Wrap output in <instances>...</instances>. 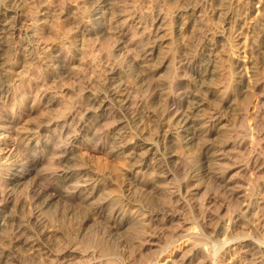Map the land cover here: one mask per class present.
<instances>
[{
  "label": "bare ground",
  "instance_id": "1",
  "mask_svg": "<svg viewBox=\"0 0 264 264\" xmlns=\"http://www.w3.org/2000/svg\"><path fill=\"white\" fill-rule=\"evenodd\" d=\"M247 1L250 25L260 26L264 0ZM56 2L66 3L67 11L58 25ZM72 2L0 0V264H118L78 247L99 222L107 226L104 240L114 243L116 254L127 251L115 234L137 227L145 231L138 237L140 257L151 246L158 249L154 259L132 255L122 264H264V185L252 199L229 174L218 173L232 149L252 151L253 157L241 155L252 157L246 156V175L264 172L256 156L264 145V131L256 129L264 120V86L258 81L264 72L247 57L243 42L242 55L231 56L221 78L218 49L227 38L204 33L205 8L224 0H196L192 14L198 25L183 48L167 38L164 13L153 34L148 32V13L138 10L137 0ZM77 35L104 47L101 54L94 50L101 63L75 46ZM129 47L137 51L133 64L124 57ZM236 94L251 95L243 111L251 123L242 141H224L229 129H239L227 124L228 113L238 108ZM196 146L203 149L204 176L217 187L213 192L237 204L231 211L220 204V194L206 199L205 192L206 200L202 196L204 202L193 205L198 227L179 210L186 211L203 186L187 169L182 172L190 179L179 183L177 176L172 182L187 164L181 150ZM112 161L118 166H108ZM195 173L202 176L200 169ZM210 233L215 245L198 243Z\"/></svg>",
  "mask_w": 264,
  "mask_h": 264
},
{
  "label": "rangeland",
  "instance_id": "2",
  "mask_svg": "<svg viewBox=\"0 0 264 264\" xmlns=\"http://www.w3.org/2000/svg\"><path fill=\"white\" fill-rule=\"evenodd\" d=\"M74 1H76V0H73V2L72 3H74ZM138 1V5L137 6H139V8H138V10H140V12H144L143 14H147L148 16H149V18L147 19V21H146V24H147V28H148V32L150 33V34H153V30H154V27H155V24H156V21H157V18H158V16H159V13H164L167 17V20H166V25H165V27H166V33H167V38L168 39H172L174 42H175V44H176V46H178L179 48H183L188 42H190V41H192L193 40V37H194V35H193V33H194V31H195V27H196V25H198V21L196 22V17L195 16H193V14H192V10H193V8L195 7V5H196V0H137ZM175 2V3H174ZM171 3H173L174 4V6H172V4ZM59 4H60V6H59ZM219 4V2H215L214 4L212 3V5L213 6H210L211 4H209V5H207V7L205 8V15L207 16L206 17V19L208 20V22H206V27H205V34H207L209 31H210V33H208V34H210V35H217V34H219V33H222V34H224V36L227 38V41H225L223 44H221L220 45V47H219V49H218V52H219V54H220V61L222 62H220V64H219V67H220V74H221V78L223 77V79L225 78V76H227V68L229 69V67H230V58H231V56H235V57H238L239 55H242V51H243V49H242V43L243 42H246L247 43V51H248V53H247V57H249L250 59H251V61L255 64V66L256 67H258L259 68V70H260V73H262V72H264V69H263V67H264V61L262 62V57H263V55H264V21L262 22L261 21V24H260V26H251L250 25V21H251V17H250V5L248 4V1L247 0H229V2H228V0H224V2H222V3H220V6L218 5ZM66 5V3L65 4H62V3H60V2H56L55 4H54V7L53 8H55V10H56V15L58 16V18H56V20H55V24L56 25H58V24H60V22H61V19H62V17L66 14V12L67 11H62L63 9H64V7H66L65 6ZM223 5V6H222ZM172 6V7H171ZM217 6V7H216ZM219 6V7H218ZM216 8V9H215ZM219 9V10H218ZM216 10H217V13H216ZM76 13H77V11H75ZM146 15V16H147ZM75 18V15H73V14H71V17L69 18V20H71V19H74ZM206 20V21H207ZM207 26H208V28H207ZM256 27V28H255ZM207 30H209L208 32H207ZM60 37H63L62 35L60 36ZM75 37V36H74ZM72 38V37H71ZM192 38V39H191ZM191 39V40H190ZM75 40H76V42L74 43V44H76L75 46H77V48H79V50L81 51V49H83L82 48V46H84V48H86L87 49V51L86 52H88L87 53V55H85L88 59L90 58V57H93L92 59H96L95 61H97V63L96 64H98V62L99 63H101V61H100V56H99V54H101L100 53V51L102 50V49H104V47L101 49V48H99V47H101L98 43H97V46H95V44L93 45V43L94 42H92V43H88L87 42V44H86V41L84 42V41H82L83 40V38L81 37V36H76L75 37ZM111 42L113 43V41L111 40ZM189 44V43H188ZM79 45H80V47H79ZM89 47V45H91L90 47H89V50H88V48H87V46ZM93 45V46H92ZM95 46V47H94ZM187 46V45H186ZM185 46V47H186ZM97 48H99V49H97ZM86 49H83V54L85 53V50ZM92 49V50H91ZM97 49V51L99 52V54H98V52L97 51H94V50H96ZM102 51H104V50H102ZM101 51V52H102ZM96 52V53H95ZM95 53V54H94ZM89 54V55H88ZM93 54V56H91V55ZM136 56H137V51H135L134 49H133V47H129V48H127V50H126V53H124V57H125V59L128 61V63H130V64H133L134 62H135V59H136ZM91 59V60H92ZM93 61V60H92ZM254 61H257V62H254ZM263 64V65H262ZM221 65V66H220ZM263 66V67H262ZM233 72H234V77H235V80H236V82L237 83H240V85H242V82H241V79H240V75L238 74V71H237V69H236V66L235 65H233ZM137 71H139L138 69H137ZM262 71V72H261ZM140 73V72H139ZM226 74V75H225ZM264 74V73H263ZM261 75V74H259V76H260V78H258V81H259V83L261 82H263L261 85H263L264 86V79H263V77H264V75ZM262 76V77H261ZM239 87V86H238ZM241 88V87H240ZM237 96V98H238V100H239V102H238V108H237V111L236 112H229L228 113V115H227V120L229 119V121H231V122H228L227 124H228V127L229 128H236V126H237V128H239V129H237L235 132H234V130L231 132V130L232 129H229L230 131V133L232 134L233 132V134H234V136L232 137L231 136V134H230V136H229V133L227 134V136L228 137H226V135H225V139L222 137V139L225 141V140H227V141H230L231 142V140L232 139H234V140H232V141H236V140H241L242 141V139H243V137L245 138L246 137V135L248 134V128H249V126H246V125H250V123H251V120H250V118H248V117H246L245 116V114H246V112L244 113L243 111H247V107L249 106V102L251 103V101H252V99H250L249 97L251 96H249V94L248 95H245V98L244 97H242V95L240 94V95H238V94H236ZM261 96L262 97H264V95H263V92L261 93ZM246 97H248V98H246ZM246 99V100H245ZM249 99V100H248ZM264 100V99H263ZM246 101V102H245ZM264 102V101H263ZM244 103V104H243ZM262 104H264V103H262ZM261 104V107H263V109H264V106ZM242 105V106H241ZM246 105V106H245ZM243 106H245V107H243ZM241 107H242V109H241ZM243 108H246V109H244L243 110ZM239 110H241V111H239ZM239 112V113H238ZM238 114V116H239V118H238V116H236L237 114ZM242 113V114H241ZM230 116V117H229ZM233 118H238L237 120L236 119H233ZM235 120V121H234ZM239 120V121H238ZM242 121H243V124H242ZM235 122H237L238 124H236ZM229 123H230V125H229ZM246 123V124H245ZM258 123H260V124H258ZM258 123H257V132H259V133H261L260 131L262 130V132L264 131V120H263V122L261 121V120H258ZM232 124H236L235 126L233 125L232 126ZM261 124H263V126L261 127ZM245 125V126H244ZM258 125L260 126V128H261V130L259 129V127H258ZM242 129H241V128ZM245 127V128H244ZM246 129V130H245ZM239 130H242L241 132H239ZM238 131V132H237ZM246 132V135H245V132ZM239 133V134H238ZM239 136H238V135ZM242 134H244V135H242ZM263 135H264V133H262ZM243 136V137H240V136ZM238 136V137H237ZM232 139H231V138ZM235 137V138H234ZM229 138H230V140H229ZM240 138V139H239ZM222 139H220V141L222 140ZM197 147V148H196ZM196 147H194L193 149H185V150H181L180 152L181 153H184V154H186L185 156V158H187V161L184 159V164H186V166H188V168H186V166L184 165V167L181 169V171L179 172V174H180V177H179V174H174L175 175V178H174V180L172 181V182H176L178 179V182L179 183H181V179L180 178H182V181L184 180V178L186 177V178H188V177H190V176H192V174L193 175H195L196 174V179H197V181H199L198 183L200 184V185H202L201 187V192H199L194 198L196 199V200H194V198L192 199V200H189L190 202L189 203H187V207H188V211L186 210V211H181V210H179V212L180 213H183L182 215H183V217L182 218H185L184 216H186V220H192V222H191V220H190V223H192V224H194V227H198V224H199V222H197V221H199V220H197V218H198V215H197V213L196 212H194L195 210H194V204L195 203H202V202H204L203 200H206V199H212L211 197H213L214 195H215V197H217L221 192H219L218 190H217V192H218V194L216 193H214V192H216V189H217V187H214L215 186V184L213 183V185H212V182L211 181H209L208 180V178H210V177H208V176H204L205 175V171L208 169V165H206L205 164V162H202L203 160V149L200 147V146H196ZM198 147H200V148H198ZM262 147H264V145L263 144H261V145H259V147L257 148V153H258V151L259 152H261V154L260 153H258L259 155H257L256 154V156H257V158L258 159H260L259 160V163H258V165H260L261 163H262V161H264V155H263V157H262V154H264V148H262ZM261 148V149H260ZM255 149H256V147H255ZM259 149V150H258ZM235 149H232V150H230L229 152H232V155L234 154V152H235V154L233 155V157H232V155H231V153L229 154H227V157H229V158H227V160L225 161V163L226 164H224V163H221L220 164V166H219V168L221 169V170H218V173L219 174H229V176H228V179H230V180H232L234 183H235V187H236V189L237 190H239L238 188H240L241 189V191H242V193L244 194V193H247L250 197H252V199H254L256 196H257V193L259 192V190H258V187L260 188V187H262L263 185H264V172H263V174L261 173L260 175L258 174V175H251L250 173L248 174V175H246V172H245V169H244V167H245V165H247L248 163H249V158L252 156L253 157V153H252V151L250 150L248 153H245L244 151L242 152L243 154H250V153H252L251 154V156L250 155H246V156H248V157H246L245 155H244V157H242L241 155H243V154H241V151H239L238 149H236V151H234ZM238 150V151H237ZM234 151V152H233ZM236 152H240L239 154H240V156L242 157H240V156H237V155H239L238 153H236ZM237 154V155H236ZM231 155V156H230ZM261 155V156H260ZM236 156V157H235ZM232 157V158H231ZM238 157H240V159L238 158ZM251 157V158H252ZM260 157V158H259ZM262 157V158H261ZM202 158V159H201ZM233 158H237V159H235L234 161H233ZM244 158V159H243ZM246 158H248V159H246ZM232 160V161H229V160ZM245 159H246V161H248V162H246L245 161ZM202 160V161H201ZM262 160V161H261ZM243 161V162H242ZM230 162H232V163H230ZM261 162V163H260ZM236 163V164H235ZM242 163H245V164H242ZM114 164H115V162H110V165H108V166H110V167H115V166H118L117 165V163L115 164V166H114ZM232 164V165H231ZM224 165H228L227 166V169H228V171L227 172H225V167L226 166H224ZM240 167H239V166ZM242 165V166H241ZM210 167H212V166H209V168ZM216 166L214 165V168H215ZM222 167H223V169H222ZM233 168V169H230V168ZM207 168V169H206ZM218 168V169H219ZM238 168V169H237ZM185 169H187V171L188 172H186L188 175H190V176H187V174L185 173H183V172H185L184 170ZM200 169V172L202 171V176L201 177H199L198 176V174L197 173H195L196 171L198 172V170ZM193 170V171H192ZM204 170V171H203ZM229 170H231V171H229ZM243 170V171H242ZM169 171H172L173 173H174V170H173V167L172 166H170V168H169ZM183 171V172H182ZM242 171V172H241ZM171 172V173H172ZM190 172H191V174H190ZM193 172V173H192ZM204 172V173H203ZM172 173V174H173ZM182 174H184V175H182ZM245 174V175H244ZM186 175V176H185ZM244 175V176H243ZM250 175H251V177H250ZM177 176H178V179L176 180V178H177ZM246 176H248V177H246ZM257 176V177H256ZM184 177V178H183ZM232 177V178H231ZM255 177V178H254ZM185 178V180H187ZM236 180H235V179ZM252 178H254V179H252ZM262 178V179H261ZM188 179H190V178H188ZM241 179V180H240ZM248 180V181H250V183L248 182V181H246V180ZM258 179V181H256ZM201 180L203 181V183L201 182ZM241 181V182H240ZM248 182V183H246V182ZM251 181H253L254 182V184H253V182H251ZM255 181H256V183H257V185H255ZM262 181V182H261ZM172 182H171V184L169 185V186H174L175 184L173 183L172 184ZM177 182V183H178ZM201 182V183H200ZM209 183V184H206V183ZM210 182H211V184H210ZM239 182V183H238ZM244 182V183H243ZM176 183V184H177ZM178 183V184H179ZM242 183V184H241ZM253 184L252 186L250 185V184ZM262 185H261V184ZM196 185H199V184H197V183H195ZM205 184H206V187L209 189H207V188H204L205 187ZM248 184L250 185L249 187H248ZM260 184V185H259ZM211 187H214L213 188V190H212V188H210V186ZM242 185H244V186H241ZM259 185V186H258ZM239 186V187H238ZM258 186V187H257ZM246 187H248V188H245ZM252 187H253V189H252ZM249 188H251V189H249ZM206 189V190H205ZM256 189V190H255ZM208 190V191H207ZM212 190V191H211ZM248 190H250V191H252V192H249ZM255 190V191H254ZM214 191V192H213ZM240 191V190H239ZM258 191V192H257ZM205 192H206V194H208V195H206L205 194ZM254 192V193H253ZM255 192H257V193H255ZM210 193V194H209ZM214 195H213V194ZM222 194V193H221ZM221 194H220V196H219V198L218 199H220V198H222V200H220V201H222L220 204H224L226 207L227 206H230L229 208L231 209V211L232 210H235L234 208L237 206V204H236V201L234 202V201H230V199L229 198H227L226 196L224 197V195H222L221 196ZM204 195H206V199H205V196ZM213 195V196H212ZM204 198H203V197ZM202 198H203V200H202ZM213 199H215V198H213ZM224 199V200H223ZM228 201V204H227V201ZM224 201H225V203H224ZM232 202V206L230 205L231 203L230 202ZM235 203V204H234ZM235 206H234V205ZM234 207V208H233ZM228 208V207H227ZM229 209V210H230ZM185 213V214H184ZM59 216L61 217L62 216V212L60 211L59 213ZM187 214V215H186ZM197 216V218H195L196 216ZM224 215V214H223ZM188 220V221H189ZM194 221H196V222H194ZM98 224H100V225H98ZM104 224V223H103ZM103 224L101 225V223L99 222V223H97L96 225H94L92 228H91V231H89V232H91L90 234L89 233H87V235H86V237L83 239V240H80L79 242H78V247L80 248V249H82V250H88V249H90V250H97V252H98V256H97V259L98 260H100L101 259V261L102 262H104V261H108V258H109V260L112 258V259H114L115 261H116V263H118V264H122L123 262L125 263V261L126 262H128V260L127 259H131L133 256L132 255H135L134 257H136L137 258V260L138 261H140V260H142V258H148V257H153L152 259H154V257L155 256H157V252H158V249L156 248V246H151L152 248H150V249H148L147 251H145V253H143L142 255V257H140V253H141V251H140V248H138V246H139V242H138V239L140 238V236H142V234L145 232V231H142L141 229H140V231L138 232V227L137 228H132V229H134V230H132L131 231V229L130 230H128V231H126V232H120L119 234L117 233V234H115V238L114 239H116V238H118V240H120L121 241V239H122V241L121 242H123V244H124V246H126V251H127V253H128V256H127V253H126V255H124V253L123 252H121V250L120 251H118V252H121V253H123V254H116V251H117V249H116V247H114L112 244H114V243H112V244H110V243H108V241L106 242L105 240H106V238H107V240H109L108 239V236L107 235H109V231L108 230H106L107 229V226H106V228L103 226ZM98 225V226H97ZM105 225V224H104ZM196 225V226H195ZM215 225H216V223H213V228L215 227ZM96 226V227H95ZM102 228L103 230H101V231H104V229H105V231L104 232H101L100 231V229ZM95 229V230H94ZM96 229H98L97 231H96ZM135 230H137V231H135ZM99 231V232H98ZM108 231V232H107ZM142 231V232H141ZM105 232H107V233H105ZM136 232H137V235H136ZM97 233V234H96ZM102 233H104V234H102ZM141 233V234H140ZM97 235L96 237H98V239L95 237V235ZM107 234V235H106ZM139 234V235H138ZM93 237H92V236ZM106 235V236H105ZM134 235V236H133ZM137 237H136V236ZM208 235H211L212 236V234L210 233V234H208ZM208 235H206V237H201L200 238V240H199V242L198 243H201V244H203L204 245V243H205V240H206V242H208V243H205V245H207V246H209V245H212V243H214V241H215V239H214V235L212 236V238L214 239H210L211 237H209L208 239H207V237H208ZM102 236V237H101ZM132 236V237H131ZM100 237V238H99ZM119 237H120V239H119ZM122 237V238H121ZM139 237V238H138ZM95 238L97 239V240H95ZM134 238V239H133ZM136 238V239H135ZM206 238V239H205ZM105 239V240H104ZM126 239L127 240H129L130 241V239H131V241L129 242V245H128V241H127V243H126ZM135 240H137V243L136 244H134L136 241ZM204 240V241H203ZM210 240V241H209ZM83 241V242H82ZM96 241V242H95ZM100 241V242H99ZM134 241V242H133ZM213 241V242H212ZM81 242H82V244H81ZM105 242L108 244L107 246H108V248H110V246H109V244L111 245V247H113V249L111 248V250H109L108 248H107V246L105 245ZM204 242V243H203ZM85 243V244H84ZM102 245H101V244ZM127 245H126V244ZM164 243V242H163ZM168 244H169V246L172 244V242H167ZM210 243V244H209ZM175 244V243H174ZM173 244V245H174ZM84 247H83V246ZM164 245V244H163ZM172 245V246H173ZM213 245H215V243L213 244ZM212 245V246H213ZM87 248H86V247ZM171 246V247H172ZM102 247H104V248H107V249H104V248H102ZM211 247V246H210ZM109 250V251H108ZM115 251V252H112V251ZM111 251V255L110 256H108V252H110ZM134 251V252H133ZM136 251V252H135ZM143 251V252H144ZM136 253V254H135ZM112 254H113V256H115V255H117L116 257H117V259L116 258H114V257H112ZM123 255H124V257H127V258H124L123 257ZM130 256H131V258H130ZM125 260H124V259ZM118 261V262H117ZM119 261L121 262V263H119Z\"/></svg>",
  "mask_w": 264,
  "mask_h": 264
}]
</instances>
